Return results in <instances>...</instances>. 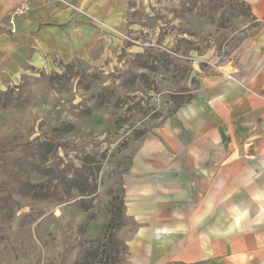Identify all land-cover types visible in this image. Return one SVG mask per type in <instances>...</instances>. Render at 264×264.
<instances>
[{
    "label": "rangeland",
    "instance_id": "374dc122",
    "mask_svg": "<svg viewBox=\"0 0 264 264\" xmlns=\"http://www.w3.org/2000/svg\"><path fill=\"white\" fill-rule=\"evenodd\" d=\"M10 2L0 0V34L17 39ZM260 3L129 0L124 31L94 19L110 44L87 58L42 51L11 67L0 49V162L15 185H56L63 197L0 190V264H127V132L186 99L197 62L219 64L252 37Z\"/></svg>",
    "mask_w": 264,
    "mask_h": 264
},
{
    "label": "crops",
    "instance_id": "0c3cea01",
    "mask_svg": "<svg viewBox=\"0 0 264 264\" xmlns=\"http://www.w3.org/2000/svg\"><path fill=\"white\" fill-rule=\"evenodd\" d=\"M69 1L32 0L15 19L20 37L0 34L7 65L42 51L89 57L95 43L110 44L95 18L125 30L129 0ZM256 7L263 23L252 37L219 64L197 62L190 95L127 132V264H264V11Z\"/></svg>",
    "mask_w": 264,
    "mask_h": 264
},
{
    "label": "trees",
    "instance_id": "16d2710c",
    "mask_svg": "<svg viewBox=\"0 0 264 264\" xmlns=\"http://www.w3.org/2000/svg\"><path fill=\"white\" fill-rule=\"evenodd\" d=\"M58 185V184H57ZM0 190H3L7 195L13 193V191H19L22 193L30 194L33 196H54L58 199L63 198L60 196L58 186L51 185L48 188H44L40 184H32L30 182H19L14 184L6 166L0 162Z\"/></svg>",
    "mask_w": 264,
    "mask_h": 264
},
{
    "label": "built area",
    "instance_id": "2783aa9c",
    "mask_svg": "<svg viewBox=\"0 0 264 264\" xmlns=\"http://www.w3.org/2000/svg\"><path fill=\"white\" fill-rule=\"evenodd\" d=\"M59 1V0H57ZM62 1V0H60ZM32 0H19L10 10L8 19L10 23V28L15 32V19L25 12L29 11L31 8Z\"/></svg>",
    "mask_w": 264,
    "mask_h": 264
}]
</instances>
